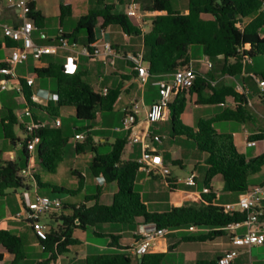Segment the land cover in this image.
<instances>
[{
	"label": "trees",
	"instance_id": "16d2710c",
	"mask_svg": "<svg viewBox=\"0 0 264 264\" xmlns=\"http://www.w3.org/2000/svg\"><path fill=\"white\" fill-rule=\"evenodd\" d=\"M37 0H29V19L36 28L43 29L45 16L37 10ZM141 8L147 12H160L153 18L151 29L143 33L135 20L124 13H116L115 6L97 1V7L81 16L71 33L62 35L75 42L82 30L87 32V45L96 42V27L119 26L129 36L144 37V62L148 65L150 77L172 76L178 68L191 66L190 47L199 45L209 60L218 64V70L230 77L242 75L245 62H253L264 57V0H188V13L177 10L172 0H137ZM73 14L72 3L61 5L60 20L63 23ZM18 44L6 38L0 40V50L15 47ZM7 65L1 63L0 68ZM138 72H134L132 79ZM40 79L51 78L57 82L56 106L46 107L31 101V91L23 79H20L22 91L27 104L32 108L46 112L52 117H59L62 108L75 109L76 117L88 121L97 119L98 114L110 112L121 95L122 85L109 89L106 94L96 92L87 80L86 72H69L62 63L53 62L48 67L35 70ZM212 74L203 75L197 72V78L189 91H180L168 105L171 118L172 137L180 136L192 140L196 148L207 155L208 170L205 177V188L208 193L202 195L199 204H182L172 207L166 212H151L143 202L141 194L136 190V182L141 165L137 160L123 161L122 156L127 145V138H119L107 153H100L99 146L94 142L91 130L87 128V138L77 142L76 152L82 154L90 146L94 152L90 170L94 177L103 178L105 184L117 183L113 203H101L103 187L98 186L95 194L87 195L78 204H63L62 210L44 219L47 231L34 233L47 259L36 264H57L60 256L70 253L71 248L82 242L75 237L77 230L87 231L102 224L134 225L138 219L144 223H154L158 228L177 230L191 225L208 228V232L188 236L186 241H214L226 234L225 227L235 221L247 218V212H227L224 206L217 203L218 195L213 190L212 181L217 176L224 180V191L245 193L252 187L251 179L264 169V151L255 156L247 157L236 145L235 136L230 132H220L215 128L218 122H237L255 126L257 117L250 107L248 96L238 91L233 85L226 83L212 84ZM264 83V72L260 73ZM188 95L192 99H188ZM262 95V94H261ZM219 113L209 118H201L196 126L182 121L189 101L195 105H220L228 103ZM230 103V102H229ZM33 119L39 123L36 131L41 139L37 148L39 163L49 172L55 173L59 164L64 161L69 138L61 128L43 126L35 114ZM4 138L11 145L21 143L27 155V144L33 136L20 123L19 117L11 108L1 120ZM26 136L20 138L17 129ZM250 140L264 144V128L250 134ZM22 165L17 160L5 161L0 147V197L10 191H19L28 186L26 178L19 175ZM78 175L77 172H74ZM79 177L77 190L63 187H52L54 191L79 194L85 185V178ZM32 178V177H31ZM40 188L49 187L43 184L38 176L33 177ZM168 185L176 188V183L166 178ZM111 246L123 248L117 242V236L111 235ZM0 245L14 255L11 264H22L27 259V249L23 238L8 229H0ZM166 253H150L143 255L134 262L129 253L89 254L85 264H164ZM3 256L0 254V261ZM196 264H219V257L198 260Z\"/></svg>",
	"mask_w": 264,
	"mask_h": 264
},
{
	"label": "crops",
	"instance_id": "0c3cea01",
	"mask_svg": "<svg viewBox=\"0 0 264 264\" xmlns=\"http://www.w3.org/2000/svg\"><path fill=\"white\" fill-rule=\"evenodd\" d=\"M97 1L98 0H37L36 1L37 10L40 11L45 16L46 24H45V27L43 29L36 28V30L34 31V34H33L34 42L40 46H52L55 49V51L52 54H48V55L43 56L39 60H36V59L31 57L28 62H25V63L18 65L17 66V72H18L19 78L23 79L24 83H26L27 78H30V77L34 78L33 85L28 86L30 88L31 95L37 96L38 99L35 101V103L40 104L42 106H46V107H54L57 104L56 103L57 82L55 79H51V78H46V79L38 78L35 74V70L39 69V68L48 67L53 62L62 63L69 72H80V71L86 72L88 82L91 84L93 89L98 93L103 94L105 89H107V90L114 89V88L118 87L119 85H122L121 95L118 98L117 102L115 103L113 110L110 112H113L115 110L120 109L121 122H122L123 118L125 116V109L130 107L132 102L135 100L138 101L139 104L142 102L144 105V109H143L144 111L143 112L141 111L139 116H138V126L135 129V132L141 133L142 131H146L147 129H151L154 132V134L160 135L159 133H157V130H156L157 124H150V122L148 121L147 112L152 108L153 104L159 98L158 89L154 85V83L160 79L170 80V79H172V76H158V77H153V78L150 77L148 82L145 85H143L141 83L138 73L132 79L124 80V78H129V76H131L134 72H137L133 66V63L131 61H129L127 56L130 54L144 53V37H143V35H141V36H129L119 26H109L106 29H102L101 23H99L96 27V42L94 43V47L101 49L102 53L100 56L87 57L82 53L83 47L87 46V38L85 41L81 42L80 34H79V39L77 41L78 45L76 48H71V47L62 48L59 46V38H60L61 33H71L75 29L79 18L81 16L87 14L91 9L97 7ZM131 1L132 0H115V1L104 0V3L114 5L116 13L126 14L127 6ZM12 2H13V0H0V40L1 41H4L6 39L5 34H4V27L5 26H14L15 27V26H19L22 23V18L20 17L19 13L11 6ZM172 2H173L174 7L177 10H179L180 12H182V13H188L189 12L188 0H172ZM65 3H72V5H73V14L69 18L76 17V19H77L76 23L72 29H66V23H67L68 18L63 23H61V20H60L61 5L65 4ZM141 12H142V14H141L142 15V26L139 25V21L137 18H134V17H132V18L135 20V22L138 24V26L141 27L143 33H145L151 29V24H152L153 18L156 15H159L161 13L160 12H147V11H144L143 9L141 10ZM1 18L4 20L6 19L7 21L3 22ZM105 42L110 43L113 47L114 52H115V54H113V56H110L107 61H106L104 48H103V45ZM13 48L14 47L1 49L4 53V57H0V64L8 61V59L10 58V56L13 53ZM190 58H191V55H190ZM145 66L148 68V65L146 63H145ZM191 67H193L196 72L201 73L203 75H207V73H208V75L210 74L209 73L210 70H207V68H205L203 71L197 69L193 63L192 58H191ZM3 81H4V77L0 75V96L5 91H16V94H17L16 101L18 99L20 101V103H22L24 105V107L26 108L28 106V104H27V101L25 99V95H24L23 91L19 90L18 82L17 81H11L8 84L9 88L6 90H2L1 84ZM187 97H188V99H192V97L190 95H188ZM175 98H176V95L171 99L170 102H173ZM3 100H4V103L0 102V129H2V132H3V128H2V124H1L2 117L6 115L8 108H11L15 111V107L13 105L12 100L9 99L8 102L5 101V99H3ZM231 101H232L231 99H228V103ZM257 101L258 100L256 99V102ZM189 102L192 105L193 101H189ZM249 102H250V100H249ZM258 102H260V101H258ZM250 104H251V102H250ZM193 105H195V104H193ZM204 106H207V105H204ZM208 106H217L218 107L217 108L218 110H216L213 115L219 113L220 111H222L223 108H225L221 104L220 105H208ZM25 108H24V110H25ZM192 108L195 109V106ZM67 109H70V110H66V108H64L63 112H69V113H72L73 111L75 112V109H73V108H67ZM187 109H188V106H187ZM187 109H186V111H187ZM61 111L62 110H60V113H61ZM15 113H16V111H15ZM105 113H107V112H105ZM105 113L98 114L96 120L100 121L106 115ZM33 114L36 115L38 121H40L43 126L58 128L55 126L54 120L56 118L61 119L60 116L59 117H52V116L48 115L46 112H43V111H41L39 109H35V108H33ZM29 120H30L29 118H27V120H25V121H21L19 119L20 123H22V124L27 123ZM165 120H169L171 122V118L169 115L168 108H167V117ZM182 121L185 124H188V125L193 126V127L196 126V124L198 122V120L192 121V119H182ZM61 122H62V124L59 126V128H61L63 130L62 119H61ZM245 126L248 127V125H245ZM88 128H91V127L89 126ZM95 128L97 129L98 127H95ZM95 128L91 130V134L94 132ZM261 128H264V127L262 126ZM115 129H116V131L121 133V136H119L117 139L128 138V132L127 131L122 130L119 126H116ZM249 130H251L250 127L248 129H245V133L243 134L244 138L246 140L250 136ZM63 132H64V130H63ZM17 135H18V133H17ZM3 136H4V133H3ZM18 137H20V136L18 135ZM92 137H93L94 142L99 147H101L103 145H110L111 146L117 140L116 139L112 143V142H109L108 139H106V138H102L101 141H98L97 136L92 135ZM171 137H172V135H171ZM75 138H76V136H75ZM172 138H173V140L176 139V137H172ZM182 138H186V137H182ZM82 139H80V140H82ZM77 140H79V139H77ZM235 140H236V138H235ZM154 144L155 143H152V145H151L152 148L154 150H156V152H158L161 155L162 154L161 151L157 147L155 148ZM259 144L260 143H257L256 146H258ZM261 144L263 145V147H262L263 148L262 152H263L264 151V144L263 143H261ZM11 146L16 147L17 145H11L10 144L9 148H2L0 146L3 150V159L5 161L17 160L21 163L20 158L18 157L16 151L14 149H12ZM246 147H247V145H246ZM85 151H86V149H85ZM141 153H142V150L135 153V155H133L130 158L123 159V157H122V159H123V161L137 160L141 156ZM25 156H26V164L23 166L21 163L23 168L30 165L29 162L32 159L30 157L29 153H27V155L25 154ZM35 156H37V152H36ZM77 156H79L78 153H77ZM163 160H164V158H163ZM206 161H207V155L205 153H202V156L198 160V163L194 164V168L190 171V173L187 176H183L181 174L173 173V171L169 168V166L166 164V162L164 160L165 165L170 169V175L168 176V178L175 181L176 188L172 189L168 185L167 179L165 178L167 189H162V190H155L154 189V190L150 191L148 194V197H147L148 199L145 198L147 196V194H146V196L143 195L136 188V190L141 194L142 200L147 205L149 211H151V212H166L174 206H178V205H182V204H199V203H201L202 202V195L204 194V189H205V177H206V173L208 170V164ZM173 163L179 165L180 169H185L187 166L184 159L181 157L173 159ZM201 163L206 166V173L204 175V183H203L202 189H200V186H199L200 170L198 169V164H201ZM141 171H143V170H141ZM141 171L139 172V174L141 173ZM74 172H77L78 175L81 174L82 176H84L82 173H80L77 170L72 171V173L77 177H78V175H76ZM191 173H195L197 175L195 185L189 186V185L185 184L184 182H178V180L185 179ZM139 174L137 177L136 187H137V183H138V179H139ZM259 174H257V175H259ZM34 175L38 176V174L33 172L31 179L34 180V183L31 186H27L25 188V190L23 191V193L19 194L18 191H15L16 193L19 194L18 195L19 208L16 211V213L19 210H21V208H22L24 194L28 193L31 198H34L36 194L41 195L39 193L40 187L38 186L37 181L33 178ZM257 175L254 176L253 178L257 177ZM150 176H152V178H154V179L162 177L159 175H150ZM84 178H85V185H86V177L84 176ZM215 178L212 181V186H213L214 192H216L215 187L213 185ZM251 183H252V186L264 185V180L254 181V182L251 181ZM33 185H34V187H32ZM85 185H84V188L82 189L81 192H83L85 190ZM96 185H97V187L98 186L103 187V192H102V195L100 198L101 203L111 205L113 203V201L111 203H108L109 201L106 200L107 196L104 192V188H106V186L109 184H105L103 178H96ZM109 186H113L115 188L114 183H112V185H109ZM194 186L197 188H194ZM30 188H34L33 191L30 190ZM78 188H79V177H78ZM77 189H71V190H77ZM116 191H117V189L112 190V193L109 194L110 196L112 195V199L114 198V194L116 193ZM224 193H225V191H224ZM227 194L232 195L233 193L226 192V195ZM87 195H91V194H85V196H87ZM217 195H218L217 203L224 206L225 204L237 203L240 200V198L244 195V193H239L238 198L235 200H227V201H221L220 194L217 193ZM70 204H78V203H70ZM149 204H152L153 209H151L149 207ZM15 214L10 215L7 218H5L4 220L0 221V229H8V230L14 232V230H23L25 225H29L31 227V225L27 222H21V221L15 220L13 218V216ZM48 220H50V219L48 218ZM143 223L144 222L142 219H138L136 221V224L126 225V226H129L130 229H126V230L123 229L117 233H115L114 231H101V229H100L101 225H98L97 227H94V228H90L87 231L77 230L75 232V237L78 238L82 242L80 245H77V246L89 245L92 247L93 250H97V252H98V253H89V254L119 253V252L129 253L132 255L133 260L136 259V261H138L140 259V257L135 254L134 249L139 243L140 237L138 235V230H139L141 224H143ZM102 225H104V224H102ZM116 225H124V224H116ZM32 231H33V228H32ZM89 232L93 233L97 237H101V238L105 237V238H109L110 240L108 241L107 245H105L101 242H94V241L88 239L89 238V236H88ZM206 232H208V231L190 232V231H188L187 228L170 230L165 236L159 237L155 240V242L153 243L149 252L150 253H166V257H165V259H166L171 254H174L175 252L180 251V252L184 253L183 258L181 257V255L180 256L176 255V257H174L172 259V262H169V264H196V262L198 260L214 259V258L220 257L221 255H223L226 251H228L230 249H237L238 250V256H237V258L233 264H264V258H262V257L258 258V259H251L248 257L254 248H261L264 245L255 246L252 248H247V247L237 248L236 246L231 244V237H230V234L228 232H226V234L224 236L218 237L214 241H186L185 240V238L188 236L200 235V234H204ZM240 232H244V229L240 230ZM14 233H16V232H14ZM16 234L21 236L18 233H16ZM111 235L117 236V238H118L117 242L123 247L122 249L118 248L117 246H111V243L113 242V239L110 237ZM38 244H39V242H38ZM72 249H73V247L71 248L70 253L72 252ZM213 249H215V251L218 252L217 257L216 256L215 257H209L208 253L210 251H213ZM0 254L3 256V259L0 261V264H4V263L5 264H11V262L14 259V255L9 253L1 245H0ZM89 254L87 253V254H84L82 256L81 259L83 260V264H85V258ZM65 255L60 256L57 264H64V263H62V261H63ZM27 257H28V255H27ZM42 260H44V259H42ZM38 261H41V260L39 259ZM68 261H69V259H68ZM72 261L74 264L80 261L78 253L75 255V257ZM73 263L71 261L68 262V264H73Z\"/></svg>",
	"mask_w": 264,
	"mask_h": 264
},
{
	"label": "rangeland",
	"instance_id": "374dc122",
	"mask_svg": "<svg viewBox=\"0 0 264 264\" xmlns=\"http://www.w3.org/2000/svg\"><path fill=\"white\" fill-rule=\"evenodd\" d=\"M15 0H13L14 2ZM115 1V0H113ZM2 19V18H1ZM76 17L68 18L66 23V29H72L73 26L76 23ZM3 22L7 21L6 19H2ZM12 21V20H11ZM81 42L85 41L87 38V32L86 30H82L80 32ZM190 55L193 60V63L195 67L201 71H203L206 68V62L209 60L203 52V48L199 45H194L190 47ZM0 57H4V53L2 50H0ZM264 72V57L257 58L252 63H247L245 71L242 75L236 76V77H230L227 75H223L218 70V64L213 62V68L210 70V74L213 75V77H210L211 80H217L218 83H226L233 85L238 91L245 93L251 104L250 107L253 109L257 120L255 123V126L248 125L246 127L245 125L237 122H218L215 124V128L220 132H230L235 135L236 138V145L240 152L245 153L248 157H255L259 155L263 150V145L260 143L258 146L255 147H246V139L244 138L245 129H248L249 127L251 130H249V134H252L257 130L256 127H264V103L260 101V96L262 94L261 89V77L260 73ZM208 75V73H207ZM16 91H5L0 96V102L4 103V100L8 102V100L13 101V105L15 107V111L21 121L27 120V117L24 116V105L20 103V101L17 99L16 101ZM256 99L260 102H256ZM195 106V109L192 107ZM141 111L144 110V105L141 102L140 103ZM218 107L217 106H202V105H192L190 102L188 103V109L185 112V114L182 116V119H192V121L199 120L201 118H209L212 117L215 113ZM60 117L63 121V130L64 134L69 137V143L66 147V155L63 162H61L56 170L55 173L49 172L46 170L38 161L37 156L32 157L31 161L29 162L30 166H32V173L35 172L38 174L41 182L43 184H48L49 187L40 188L39 193L41 195H48L53 197L60 198L64 204H70V203H80L84 201L85 194H95L98 191V187L96 185V178L93 176L90 170V164L94 155V152L92 151L91 147H86V151L82 154H79L77 156L75 145L77 142H83L88 136V133L86 132V129L90 126L92 129L95 127L94 132L92 135H95L98 137V141H101L102 138L108 139L109 142H114L119 136H121V133L116 131L115 127L119 126L122 128V122H121V113L120 109L115 110L113 112H107L106 115L99 121H88L84 119H78L76 117V113L73 111L72 113L69 112H63L64 108L61 109ZM66 110H70L67 109ZM156 130L157 133H159L162 136V141L155 143V148L157 147L161 151V155L163 156L166 164L169 166V168L173 171L175 174H181L183 176H187L190 171L194 168V164L198 163V160L202 156V152H200L197 148L195 143L187 138H182L180 136H175L176 139L173 140L171 137V129L172 125L169 120H164L159 123H156ZM17 133L21 138H24L26 134L21 130L17 129ZM80 133L83 135L82 140H77L75 138L76 134ZM0 146L2 148H9L10 143L4 139L2 129H0ZM144 143L140 142L136 145H132L130 142H127L126 148L124 150L123 159H127L135 155V153L141 151L144 147ZM110 145H103L99 147L100 153H107L110 151ZM20 158V161L22 165L24 166L26 164V156L24 154V147L21 143H18L16 147H12ZM181 157L184 159L186 163L185 169H180L179 165L173 163V159ZM198 169L200 170V182L199 186L200 189L203 188L204 183V175L206 173V166L201 164H198ZM34 170V171H33ZM77 170L80 173H82L86 177V185L85 190L77 195H70L68 193H62L58 191H54L52 187H63L66 189H77L78 188V177L75 176L72 171ZM28 186H31L34 183V180L31 178H26ZM264 180V169L262 172L257 175V177L252 178V182L254 181H261ZM115 184V188L113 186H109L112 184H109L104 188V192L106 194V200H108V203H111L113 201L112 195L109 194L112 193V190L118 189L117 183ZM215 187V191L220 194L221 201H227V200H235L238 198L239 193H233L232 195H226V192L224 193V180L222 176H217L213 183ZM34 187V185L32 186ZM137 190L140 191L143 195L147 196L145 197L148 199V194L152 190H162L167 189L165 178H157L154 179L152 176L147 174L144 171H141L139 174V179L137 183ZM194 188H197L194 186ZM34 188H30V190L33 191ZM25 188L20 189L18 193H23ZM18 193L15 191H10L9 195L6 197H0V221L4 220L10 215H13L16 213V211L19 208V199H18ZM225 194V195H224ZM110 196V197H109ZM224 196V197H223ZM149 207L153 209L152 204H149ZM65 213H68L69 210H62ZM49 218V217H48ZM101 231H114L115 233L123 230V229H130L129 226L126 225H116V224H104L100 226ZM14 232L20 234L24 242L26 244L27 249V260L23 262L22 264H35L39 259H46L49 254L45 253L41 246L38 244L37 238L35 233L32 231V228L29 225H25L23 230H14ZM89 240H92L94 242H101L105 245L108 244L109 238L105 237H97L93 233H88ZM210 251L208 253L209 257H217L218 252ZM79 254L80 261L75 264H83V260L81 259L84 254L89 253H98L97 250H93L91 246L89 245H83V246H75L72 249L71 253H68L64 256V259L62 263L68 264L69 261L73 263V259L76 254ZM176 255H181L183 258L184 253L183 252H175L174 254H171L168 256L164 264H169V262H172V259L176 257ZM251 259H258V258H264V246L261 248H254L252 252L248 256ZM135 258V257H134ZM69 259V261H68ZM136 262V259L134 260ZM5 264V263H4ZM74 264V263H73Z\"/></svg>",
	"mask_w": 264,
	"mask_h": 264
},
{
	"label": "built area",
	"instance_id": "2783aa9c",
	"mask_svg": "<svg viewBox=\"0 0 264 264\" xmlns=\"http://www.w3.org/2000/svg\"><path fill=\"white\" fill-rule=\"evenodd\" d=\"M22 18V23L19 26H5L4 34L6 38L15 41L18 45L13 48V53L7 61V65L0 68V75L4 77V81L1 84V89L6 90L9 88L8 84L11 81H17L19 84V90H22L20 84V78L17 72V66L28 62L32 57L36 60L41 59L43 56L52 54L55 49L52 46H40L34 42L33 34L36 30V26L31 19H29L30 6L29 0H15L11 5ZM142 8L137 0H132L128 6L126 14L130 17L137 18L139 25L142 26ZM264 11V6H263ZM61 33L59 38V46L62 48H76L78 43L72 39L64 37ZM106 61L110 56L115 54L113 47L110 43L105 42L103 45ZM82 53L87 57L100 56L102 51L99 48L92 46H84ZM129 61L133 63L135 70L138 72L139 79L143 85H145L150 74L148 68L145 66L144 53L130 54L127 56ZM251 59L247 60L245 64L252 63ZM207 70L213 68V62L208 60L206 62ZM197 78V72L191 66H184L177 69L172 75V79L157 80L154 85L158 89L159 98L153 104L152 108L147 112V119L150 124H156L164 121L167 117V108L171 99L180 91H189L194 85ZM34 78H27L26 84L32 86ZM217 80H213L212 84L216 85ZM262 95L260 101L264 103V83L261 81ZM108 92L104 90L103 94ZM36 95H31V101L35 103L37 100ZM232 104L222 103L223 107ZM141 112L140 104L138 101H133L131 106L125 109V116L122 121V130L128 132V142L132 145H136L140 142L144 143L141 156L137 159L141 165V170L149 175H159L164 178H168L170 175V169L165 165L163 157L152 148V143L162 141V137L158 134H154L151 129L136 133L135 129L138 126V116ZM24 116L30 120L25 123V129L33 136L28 141L26 150L30 157H34L38 145L41 139L36 135V131L39 128V123L33 119V108L27 106L24 110ZM55 126L59 127L62 122L60 118H56ZM83 135L76 134V139H82ZM247 147H255L256 141L250 140L249 137L246 140ZM19 175L23 178H31L32 167L30 165L24 167L19 172ZM197 175L191 173L185 179H180L178 182H184L185 184L192 186L196 184ZM207 188L204 189V193H208ZM63 208V201L58 197L39 195L36 194L34 198H31L28 193L23 196V205L13 218L21 222H27L31 225L33 230L39 234L47 231V224L44 219L48 218L54 213H58ZM224 208L227 212H247V218L243 221H235L228 224L225 230L230 234L231 244L239 247L252 248L255 246L264 245V185L252 186L237 203L225 204ZM190 232H203L208 231V228L191 225L188 228ZM244 229V232L240 230ZM170 230L166 228H158L154 223L141 224L138 235L140 237L138 245L135 247L134 252L138 256L147 254L155 240L159 237L165 236ZM238 256L237 249H230L219 257V264H233Z\"/></svg>",
	"mask_w": 264,
	"mask_h": 264
},
{
	"label": "water",
	"instance_id": "95a60500",
	"mask_svg": "<svg viewBox=\"0 0 264 264\" xmlns=\"http://www.w3.org/2000/svg\"><path fill=\"white\" fill-rule=\"evenodd\" d=\"M139 257H140V261H142V257H143V256H139Z\"/></svg>",
	"mask_w": 264,
	"mask_h": 264
}]
</instances>
